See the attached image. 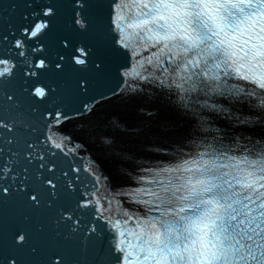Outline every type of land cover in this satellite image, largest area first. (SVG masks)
Masks as SVG:
<instances>
[{"label":"snow or ice","instance_id":"1","mask_svg":"<svg viewBox=\"0 0 264 264\" xmlns=\"http://www.w3.org/2000/svg\"><path fill=\"white\" fill-rule=\"evenodd\" d=\"M86 3L74 0L71 5L80 30H87L90 23L82 15ZM42 12L44 17L54 14L51 7ZM47 27V23H35L30 32L28 28L21 31L36 38ZM107 33L113 50L123 49L134 60L120 73L128 78L130 96L143 93V83L173 97L169 106L179 114L191 115L194 128L186 137L190 150L180 149L169 160L152 159L161 153L169 155L157 145L146 149L152 154L146 157L120 153L124 166L116 169V175L131 184L113 192L109 177L98 174L91 163L84 168L73 164L56 174V150L65 156L72 151L65 147L70 137L57 140L56 132L48 134L69 119L62 108L41 112L38 106L32 107V116L17 124L9 122L8 116L19 112V101L7 95L0 104V129L7 133H0L4 145L0 147V180L15 182L19 177L20 191L33 185L27 199L35 207L43 199H38V189L46 186L50 198L45 205L56 209L57 224L71 222L69 235L81 229V221L86 238H99L106 230L111 250L118 254L113 264H264V136L253 141L235 134L226 142L224 130L213 126L215 120L225 119L264 128V0H109ZM64 47H68L66 42ZM12 48L19 50L14 55L23 58L27 66L23 75L28 79L38 80L36 70L49 67L44 59L33 63L22 39H15ZM41 51L40 47L31 49L32 53ZM91 52V48L77 46L71 60L87 69ZM0 66V78L7 80L15 65L11 59H0ZM55 67L62 70L61 63ZM95 67L99 70L101 65ZM231 80L249 82L261 93ZM36 85L31 92L27 87L22 91L46 98L48 90ZM81 94H89L83 81ZM254 96L257 99L251 101ZM241 101L251 110L248 116L233 111L232 105ZM83 107L92 111L88 104ZM113 126L120 127L117 122ZM103 143L111 146L114 140ZM81 171L91 179L82 181ZM45 173L52 175L45 179ZM58 184L61 190L77 194L75 206L68 211L57 206ZM0 192L8 195L9 188L0 185ZM98 225L103 226L99 231ZM15 242H26L23 231Z\"/></svg>","mask_w":264,"mask_h":264},{"label":"water","instance_id":"2","mask_svg":"<svg viewBox=\"0 0 264 264\" xmlns=\"http://www.w3.org/2000/svg\"><path fill=\"white\" fill-rule=\"evenodd\" d=\"M73 3L74 0H0V59H11L12 65H15L10 78H0V104L6 101L7 95H13L19 101V112H10L8 116L9 122L15 120L17 124L32 116V107L38 106L41 112L62 108L69 119L48 131V134L56 132L57 140L64 136L70 137L65 142V147L72 151L65 156L56 150V174L61 169L67 170L73 164L84 168L90 163L97 168L98 174H104L94 150L104 149L106 145L103 141L108 139V135L101 136V133L96 132L114 129L112 120L107 119L106 115L130 97V90L125 84L128 78L120 73L130 68L134 60L123 49L112 48L111 37L107 33L109 0H88L82 12L86 21H90L87 30H80L75 25L76 9L71 6ZM45 7L53 9L54 14L51 17L43 16L42 9ZM35 23H47L48 27L38 37L28 38L21 29L28 28L30 32ZM4 37H7V41L3 40ZM17 38L26 44L33 63L36 59H44L49 65L43 71L36 70L39 73L38 80L28 79L23 75L27 66L22 63L23 58L14 55L19 50L12 48ZM64 42L68 44L67 48L64 47ZM77 46L92 49L87 69L76 66L71 60V56L76 54ZM36 47L43 51L32 53L31 49ZM27 49L24 50L27 52ZM60 56L65 59L61 61ZM57 63H61L62 70L56 69ZM97 63L101 65L99 70L95 67ZM81 81L88 88L89 94L86 96L81 94ZM35 85L45 87L48 96L41 100L22 91V88L27 87L31 92ZM84 104H88L92 111L86 112ZM78 111L84 114L78 115ZM20 131L25 136L29 135L23 128ZM0 133L7 134L3 129H0ZM0 147L4 145L0 144ZM51 175L45 173L44 178ZM80 176L82 181L91 179L84 171H81ZM19 183V177L15 182L11 179L0 180V185L9 188L8 195L0 192V264H9L13 260L15 264H53L57 259L60 264H113L118 254L112 252L106 230L99 238H86L83 234L84 221H81V229L69 235L68 225L71 222L57 224L56 209L45 205V201L50 198V190L46 186L38 189V199L41 196L43 199L41 206L35 207L27 199L33 194V185L20 191L17 187ZM61 184L57 186V191L60 192L57 206L68 211L75 206L78 197L76 193L61 190ZM109 189L112 191L110 184ZM101 227L103 226L98 225L97 230ZM108 227L110 226L106 225V229ZM21 231L26 235V242L17 244L15 237Z\"/></svg>","mask_w":264,"mask_h":264},{"label":"bare ground","instance_id":"3","mask_svg":"<svg viewBox=\"0 0 264 264\" xmlns=\"http://www.w3.org/2000/svg\"><path fill=\"white\" fill-rule=\"evenodd\" d=\"M170 98L162 92L146 91L126 98L116 109L106 115L107 119L112 120V126L113 122H117L120 127L115 129L113 126L114 129L111 131H97L96 134L101 133V136L108 135L107 138L113 139L114 143L111 146H104V149L96 148L94 152L106 169L112 184L117 185L124 180L116 175V169L124 166L119 159L120 153L131 152L142 157L152 155L146 149L156 144H171L178 147L187 145L186 137L194 128L193 118L190 114L181 115L170 107ZM234 107L240 112L250 114V108L244 104L234 103ZM150 111L154 115L149 116ZM157 112L159 115H155ZM257 117L259 116L254 118ZM225 121L230 124L235 134L264 136V128L260 126L245 127L237 125L235 120Z\"/></svg>","mask_w":264,"mask_h":264},{"label":"rangeland","instance_id":"4","mask_svg":"<svg viewBox=\"0 0 264 264\" xmlns=\"http://www.w3.org/2000/svg\"><path fill=\"white\" fill-rule=\"evenodd\" d=\"M106 123V122H105ZM105 123L103 124V126L105 125ZM113 130V129H112ZM170 141V140H169ZM149 156V155H148ZM142 157H146L145 155L144 156H142ZM118 185V184H117Z\"/></svg>","mask_w":264,"mask_h":264}]
</instances>
